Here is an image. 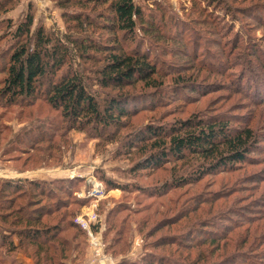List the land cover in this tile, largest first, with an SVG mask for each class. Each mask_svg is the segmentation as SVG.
I'll list each match as a JSON object with an SVG mask.
<instances>
[{
    "label": "rangeland",
    "instance_id": "1",
    "mask_svg": "<svg viewBox=\"0 0 264 264\" xmlns=\"http://www.w3.org/2000/svg\"><path fill=\"white\" fill-rule=\"evenodd\" d=\"M212 3L149 0L140 5L157 18V29L152 33L139 29L136 42L124 48L149 54L158 86L139 84L131 89L132 116L102 139L94 138L92 130L73 129L48 105L45 90L13 104L0 97V182L55 183L69 191H54L48 197L28 184L19 185L22 195H16L12 208H29L31 202L68 208L60 214L68 224L72 214L82 215L90 208L91 203L81 208L76 203L84 200L78 195L91 178L105 184L107 194L98 215L106 224L105 244L117 242L110 251L118 264L138 263L147 255L171 264H226L229 256L237 264H264V0H220L214 7ZM12 7L0 12V92L16 46L14 34L29 10L35 16L33 32L44 27L56 39L76 36L55 1L9 0L4 10ZM88 36L107 43L108 33L102 29ZM100 58L74 57L73 62L74 68H87L88 84L105 100L115 93L96 84L94 73L106 62L97 61ZM215 116L231 128L253 130L257 146L253 163L183 187L174 183L197 172L191 160L169 161L157 170L139 168L149 149L141 143L142 136L150 128L168 130L189 119ZM69 182L74 185L71 190ZM11 197L0 194V205L8 208ZM77 233L68 230L61 236ZM162 238L166 239L160 243ZM78 241L81 258L65 264L91 262L84 237ZM203 242L206 245L201 246Z\"/></svg>",
    "mask_w": 264,
    "mask_h": 264
},
{
    "label": "trees",
    "instance_id": "2",
    "mask_svg": "<svg viewBox=\"0 0 264 264\" xmlns=\"http://www.w3.org/2000/svg\"><path fill=\"white\" fill-rule=\"evenodd\" d=\"M52 1L63 9L67 28L76 36H64L63 41L56 39L44 27L33 32L35 16L29 10L14 34L16 46L5 70L0 97L13 104L18 99L34 98L45 90L42 95L48 105L60 112L73 129L80 132L92 130L94 138L102 139L110 129L120 128L124 120L132 116L134 102L131 89H136L139 84L148 88L158 86L154 79L156 68L149 54L138 48L128 52L124 48L136 42L139 29L144 33L154 32L157 18L153 14L147 15L142 6L136 5L133 0ZM212 1L214 7L220 0ZM8 3L9 0L0 2V12L13 9L4 10ZM96 29L108 33L107 43L88 39V35ZM93 55L101 57L97 61L106 60L94 73L96 84L115 93L109 94L105 100L96 95L88 84L85 77L87 68H74V57L80 61H92ZM142 138L141 143L149 149L146 148L148 153L139 166L141 169L157 170L169 161L183 163L191 160L194 163L197 172L177 179L174 184L178 187L197 184L205 176L232 172L253 163L255 159L252 157L257 151L255 134L250 127L231 128L218 116L189 119L168 130L150 128ZM138 145L141 144H134L135 147ZM24 184L30 185L35 193L48 197H52L54 191L69 193L64 187H55V183L49 185L53 190H48L49 186L44 182H0V194L12 196L7 199L8 208L0 205V264H16L14 258L18 252L29 254L35 264H65L66 261L80 259L79 238L84 237L85 251L89 247L87 233L75 223L80 214H72L71 221L66 224L65 216L60 214L68 208H44L40 204L35 206L33 202L27 206L29 208H12L18 201L16 195H22L18 192L19 185ZM73 187V182H69L67 189ZM85 187L90 189L87 183ZM91 201L78 200L76 204L81 208ZM59 216L60 220L55 222ZM68 230L81 231V234L62 237ZM105 235L106 232L104 243ZM165 239L162 238L160 243ZM116 243L113 246L106 244V253L113 257L110 250L115 251ZM204 245L205 242L201 246ZM226 261V264H237L231 256ZM133 264L171 263L166 258L152 259L147 255L141 262Z\"/></svg>",
    "mask_w": 264,
    "mask_h": 264
},
{
    "label": "built area",
    "instance_id": "3",
    "mask_svg": "<svg viewBox=\"0 0 264 264\" xmlns=\"http://www.w3.org/2000/svg\"><path fill=\"white\" fill-rule=\"evenodd\" d=\"M136 5H141L149 0H133ZM88 190H83L79 195V199H91V206L87 208V213L79 215L75 223L87 233L89 252L91 254V262L88 264H118L117 260L106 253L107 245L104 243V232L106 224L98 215L100 212V202L106 197L105 186L94 179L87 178Z\"/></svg>",
    "mask_w": 264,
    "mask_h": 264
},
{
    "label": "crops",
    "instance_id": "4",
    "mask_svg": "<svg viewBox=\"0 0 264 264\" xmlns=\"http://www.w3.org/2000/svg\"><path fill=\"white\" fill-rule=\"evenodd\" d=\"M14 259H15L14 261L16 264H35L33 258L30 257L29 254L27 253L18 252L15 255Z\"/></svg>",
    "mask_w": 264,
    "mask_h": 264
}]
</instances>
